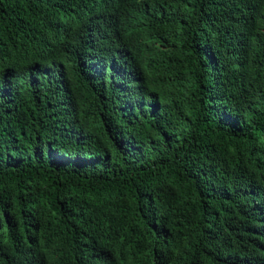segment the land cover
Listing matches in <instances>:
<instances>
[{
    "label": "trees",
    "instance_id": "trees-1",
    "mask_svg": "<svg viewBox=\"0 0 264 264\" xmlns=\"http://www.w3.org/2000/svg\"><path fill=\"white\" fill-rule=\"evenodd\" d=\"M0 264H264V0H0Z\"/></svg>",
    "mask_w": 264,
    "mask_h": 264
}]
</instances>
